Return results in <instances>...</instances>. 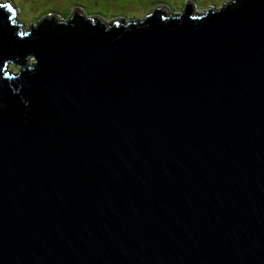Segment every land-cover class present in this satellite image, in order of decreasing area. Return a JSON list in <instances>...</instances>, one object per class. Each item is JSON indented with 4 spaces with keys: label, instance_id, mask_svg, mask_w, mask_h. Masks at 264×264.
Returning a JSON list of instances; mask_svg holds the SVG:
<instances>
[{
    "label": "water",
    "instance_id": "water-1",
    "mask_svg": "<svg viewBox=\"0 0 264 264\" xmlns=\"http://www.w3.org/2000/svg\"><path fill=\"white\" fill-rule=\"evenodd\" d=\"M8 6L0 264H264V0L31 27Z\"/></svg>",
    "mask_w": 264,
    "mask_h": 264
},
{
    "label": "rangeland",
    "instance_id": "rangeland-1",
    "mask_svg": "<svg viewBox=\"0 0 264 264\" xmlns=\"http://www.w3.org/2000/svg\"><path fill=\"white\" fill-rule=\"evenodd\" d=\"M14 10L17 19L27 27L35 26L37 17H56L61 21L70 20L76 10H80L85 17H99L103 22H127L146 18L157 6H162L175 16L182 13L186 5L192 2L195 12L204 14L211 8H221L231 0H0ZM156 6L154 7L153 4ZM145 6H143V5ZM151 5V7L149 6ZM154 8H153V7ZM185 6V7H184ZM81 7V8H80ZM150 7V9H149ZM52 11V12H51ZM69 15L65 20L62 18ZM41 19V20H43ZM35 63L34 58L28 61ZM16 66V65H15ZM10 70L19 73L20 69L12 64Z\"/></svg>",
    "mask_w": 264,
    "mask_h": 264
},
{
    "label": "trees",
    "instance_id": "trees-1",
    "mask_svg": "<svg viewBox=\"0 0 264 264\" xmlns=\"http://www.w3.org/2000/svg\"><path fill=\"white\" fill-rule=\"evenodd\" d=\"M143 5V4H142ZM144 6V5H143ZM150 7H151V5H149ZM153 6L155 7L156 6V3H155V5L153 4ZM152 6V7H153ZM145 7V6H144ZM150 7H149V9H150ZM153 7V8H154ZM158 7V6H157ZM185 7V6H184ZM81 8V7H80ZM15 10V9H14ZM52 12V11H51ZM45 15H43L42 17H37L36 18V21H35V23H37V21H41V19H43V17H44ZM62 18H65V20L66 19H68L69 18V15H66V16H64V17H62ZM14 67H17L18 69H20V67L18 66V65H16V66H14Z\"/></svg>",
    "mask_w": 264,
    "mask_h": 264
},
{
    "label": "clouds",
    "instance_id": "clouds-1",
    "mask_svg": "<svg viewBox=\"0 0 264 264\" xmlns=\"http://www.w3.org/2000/svg\"><path fill=\"white\" fill-rule=\"evenodd\" d=\"M15 13V12H14ZM174 14V13H173ZM134 21H137V20H134ZM118 22V21H117ZM122 22V21H121Z\"/></svg>",
    "mask_w": 264,
    "mask_h": 264
},
{
    "label": "snow or ice",
    "instance_id": "snow-or-ice-1",
    "mask_svg": "<svg viewBox=\"0 0 264 264\" xmlns=\"http://www.w3.org/2000/svg\"><path fill=\"white\" fill-rule=\"evenodd\" d=\"M9 8H11V6H8ZM14 11V10H13Z\"/></svg>",
    "mask_w": 264,
    "mask_h": 264
}]
</instances>
